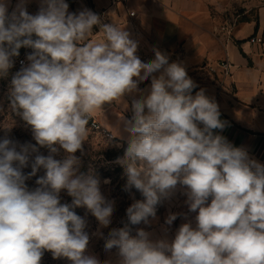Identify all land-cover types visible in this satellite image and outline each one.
Returning a JSON list of instances; mask_svg holds the SVG:
<instances>
[{
	"label": "clouds",
	"instance_id": "9594fccd",
	"mask_svg": "<svg viewBox=\"0 0 264 264\" xmlns=\"http://www.w3.org/2000/svg\"><path fill=\"white\" fill-rule=\"evenodd\" d=\"M7 7L0 0V76L8 74L22 46L34 50L12 77L9 99L11 110L31 126L36 144L17 150L10 139L0 141V264H40L44 251L72 264H100L85 254L86 220L70 207H86L107 227L113 202L102 195L91 169L78 171L74 153L82 150L93 114L137 91L138 82L149 77V94L132 101L134 114L124 122L127 147L115 161L127 177L125 190L134 187L145 198L127 208V218L132 225L148 223L179 183L189 210H198L197 226L183 224L171 243L152 241L143 229L131 236L125 226L109 233L105 250L117 248L120 264H264V165L213 133L226 122L204 89L192 94L197 84L185 66L169 63L159 50L142 62L129 32L101 23L88 9L69 13L65 0H42L35 15L27 12L25 0L11 14ZM94 25L103 42H88ZM37 145L50 154L36 155L25 175L20 169L39 152ZM60 149L66 155L57 160ZM41 168L45 176L29 189L25 181ZM62 190L73 198L71 206L61 203ZM176 218L169 214L166 223Z\"/></svg>",
	"mask_w": 264,
	"mask_h": 264
},
{
	"label": "crops",
	"instance_id": "0c3cea01",
	"mask_svg": "<svg viewBox=\"0 0 264 264\" xmlns=\"http://www.w3.org/2000/svg\"><path fill=\"white\" fill-rule=\"evenodd\" d=\"M65 2L69 13L88 9L100 16L101 23H115L129 32L130 39L137 42L136 55L142 62L154 59L155 50H159L168 55L169 63H182L197 84L192 94L204 89L205 95L216 101L220 119L226 122L223 130H213V133L222 135L234 147L243 148L251 159L264 165V43L250 41L254 36L264 38V0ZM18 3L19 0H7L9 14ZM41 3L42 0H25L27 12L37 14ZM88 42H103L99 25L93 26ZM224 59L231 63L228 75L219 65ZM151 80L149 77L138 82L137 91L106 102L93 114L92 117L114 134L116 141L127 142L124 122L134 114L132 101L149 94ZM185 223L196 228V213L185 212L174 226L160 223L144 231L152 241L171 243ZM120 260L118 251L116 264Z\"/></svg>",
	"mask_w": 264,
	"mask_h": 264
},
{
	"label": "rangeland",
	"instance_id": "374dc122",
	"mask_svg": "<svg viewBox=\"0 0 264 264\" xmlns=\"http://www.w3.org/2000/svg\"><path fill=\"white\" fill-rule=\"evenodd\" d=\"M21 50L22 47L18 50L19 54ZM17 56L11 57L13 66L8 70V74L0 76V141L8 138L17 144V150H19V145L26 143L35 145L36 141L33 139L31 126L27 125L26 121L10 108L11 80L15 73L20 70L14 62ZM87 128L88 136L82 144V150H77L74 153L80 160L78 171L86 173L89 169L92 170L95 178L99 181V189L102 195L107 201L113 202L114 211L111 223L107 227H102L96 217L86 207H70V210L86 220L85 232L89 235V243L85 254L96 257L100 264H116L118 249L105 250V241L109 237V233L114 229L119 230L127 226L130 230V235L136 236L140 229L146 230L160 223L167 224L166 218L169 214H177V218L170 226L176 225L180 222V217L185 212L190 211L189 206L185 203L187 200L185 186L181 188L178 183L176 190L170 197L162 198L156 206L155 217L150 216L148 223L141 221L139 224L132 225L127 218L126 210L135 201H142L145 198L134 187L129 191L125 190L127 177L124 174L123 167L115 163L118 157H123L127 142L106 139L92 127L90 120ZM117 145H120V147H117ZM37 147L39 152L31 153L28 165L20 169L25 175L31 173V165L36 155L48 156L50 154L46 147L38 145ZM65 155L64 150L60 149L57 154H54V158L62 160ZM13 166L19 167L18 162H14ZM45 174V169H39L36 175L25 181L28 188L34 189L37 187V179L44 177ZM105 180L110 182L105 183ZM60 198L62 204L72 205L73 198L68 196L66 191H61ZM207 203H211V197ZM195 213L197 216L198 210ZM40 264H72V262L65 257L54 259L51 252L44 251Z\"/></svg>",
	"mask_w": 264,
	"mask_h": 264
},
{
	"label": "built area",
	"instance_id": "2783aa9c",
	"mask_svg": "<svg viewBox=\"0 0 264 264\" xmlns=\"http://www.w3.org/2000/svg\"><path fill=\"white\" fill-rule=\"evenodd\" d=\"M127 0H112L113 3H118V2H126ZM132 15H134V12H131ZM233 25H231L230 29H232ZM33 39H36L35 35L33 34ZM23 39V38H21ZM251 42H258V43H264V38L261 36H254L250 39ZM34 50L30 47H25L22 46V50L20 52V54L15 58V65L18 68H22V66H26L29 61L27 60V56L29 54H31ZM220 67L223 69L224 73L226 75H228L230 73V69H231V63L228 59H224L222 61H220L219 63ZM90 123L92 125V127L98 131L103 137H105L106 139L109 140H113L115 139L114 134L108 130L107 128H105L104 126H102L94 117L90 118Z\"/></svg>",
	"mask_w": 264,
	"mask_h": 264
}]
</instances>
